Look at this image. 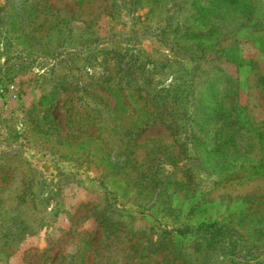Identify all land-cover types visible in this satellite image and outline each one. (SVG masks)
Wrapping results in <instances>:
<instances>
[{
    "label": "rangeland",
    "instance_id": "1",
    "mask_svg": "<svg viewBox=\"0 0 264 264\" xmlns=\"http://www.w3.org/2000/svg\"><path fill=\"white\" fill-rule=\"evenodd\" d=\"M131 53L151 96L173 83L174 129L142 77L118 83ZM214 220L237 257L156 243ZM262 258L264 0H0V264Z\"/></svg>",
    "mask_w": 264,
    "mask_h": 264
},
{
    "label": "trees",
    "instance_id": "2",
    "mask_svg": "<svg viewBox=\"0 0 264 264\" xmlns=\"http://www.w3.org/2000/svg\"><path fill=\"white\" fill-rule=\"evenodd\" d=\"M121 50V49H118ZM62 51H60L61 53ZM116 54H118V51L114 50ZM129 52V47H126L125 53ZM130 62H127L123 65H121V61H116L114 66H116L117 71L120 73L118 77V83L124 82L125 86H129L133 80H135L137 77H142V81L145 82L143 85H139L138 87H135L138 91L144 90V93L148 98H151L152 101H150L148 98H144L149 101L151 105H154L157 109L163 112V120L166 123L167 127L170 128L171 130L174 129L173 125L175 124V116H176V104H177V97L176 93L172 87L173 83H170L165 86V89H158L157 95L151 96L147 92V87L149 88V83H150V76L154 72V67L153 65H149L150 69L145 71L144 66H147V63L141 64L140 61L137 60V54H130ZM123 57L122 55L118 54V59L121 60ZM92 59H88V62H91ZM91 65L87 63V68L89 69ZM137 70L140 72V74H136ZM145 73H147L148 76L145 77ZM136 74V75H135ZM150 74V75H149ZM164 91H167V93H163ZM58 93V90H54L50 95L44 97L46 100H48V105L51 106L53 105L54 99L56 94ZM159 98V100H158ZM176 105V106H174ZM174 122V123H173ZM157 169H155V175H156ZM152 174H150L151 176ZM169 176L165 175L164 177L159 176L157 180H160L162 183H171V180H168ZM172 182L178 183L176 179H173ZM166 185H162L160 187V194H163L162 190H164ZM105 191L107 194H114L111 191H109L107 188H105ZM170 194V193H169ZM171 195L168 196V199H170ZM167 199V200H168ZM118 210V209H116ZM252 218L255 217L254 213L251 214ZM103 218V217H102ZM112 220L111 217L105 215L104 217V229L107 231L109 230L110 227V221ZM162 237V238H161ZM192 239L194 241L198 240L203 243V245L206 247L207 250L213 251L215 250L219 245H224L223 249H226V251L231 255V258H234L235 256H238V252L243 249L241 248V242L235 231L231 228H229L226 224L224 223H219L218 221L214 220L212 222H201L198 223L194 226L190 225H183L182 227H173L172 229H169L168 226H164L163 229L161 230L160 234V239L156 242L157 244H160V242L164 241H169V242H174L177 246L183 248V245H181L182 241L184 239ZM161 240V241H160ZM179 249V254L182 255V258H184V253L183 251L181 252V249ZM254 248L253 246L250 247L251 249ZM249 253V251H246ZM248 253H243L244 256H247L246 254ZM253 254V253H250ZM180 255V256H181ZM184 262L188 261L186 258H184ZM260 264H264V258L259 259L258 261Z\"/></svg>",
    "mask_w": 264,
    "mask_h": 264
}]
</instances>
